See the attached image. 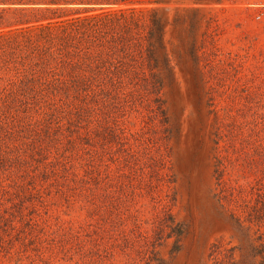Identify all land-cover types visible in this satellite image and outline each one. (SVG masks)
<instances>
[{
	"label": "trees",
	"instance_id": "1",
	"mask_svg": "<svg viewBox=\"0 0 264 264\" xmlns=\"http://www.w3.org/2000/svg\"><path fill=\"white\" fill-rule=\"evenodd\" d=\"M143 4L0 0V264H80L112 165L121 204L144 182ZM214 136L215 197L264 264V128Z\"/></svg>",
	"mask_w": 264,
	"mask_h": 264
},
{
	"label": "rangeland",
	"instance_id": "2",
	"mask_svg": "<svg viewBox=\"0 0 264 264\" xmlns=\"http://www.w3.org/2000/svg\"><path fill=\"white\" fill-rule=\"evenodd\" d=\"M147 1L137 7L152 160L144 156V182L124 204L112 165L97 247L86 239L79 263L252 264L251 232L215 197L214 133L220 121L246 135L264 128V0Z\"/></svg>",
	"mask_w": 264,
	"mask_h": 264
}]
</instances>
